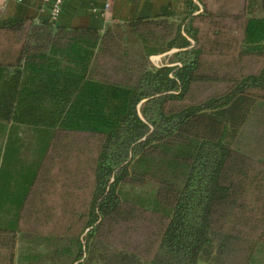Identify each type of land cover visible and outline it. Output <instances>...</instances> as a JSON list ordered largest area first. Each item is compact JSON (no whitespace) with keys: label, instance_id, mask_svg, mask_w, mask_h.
Here are the masks:
<instances>
[{"label":"trees","instance_id":"obj_1","mask_svg":"<svg viewBox=\"0 0 264 264\" xmlns=\"http://www.w3.org/2000/svg\"><path fill=\"white\" fill-rule=\"evenodd\" d=\"M197 1L202 11L191 0L178 25L137 18L102 33L48 19L0 21V247L9 264L17 236L28 233L21 225L53 228L64 212L74 222L62 223L67 238L59 234L51 253L69 264H255L258 252L264 262L253 234L264 231V183L254 188L258 214L240 203L251 162L233 146L250 106L264 100V65L239 78L205 71L197 28L206 16L233 21L241 38L225 46L238 59L264 60V0H217L216 11ZM126 35L141 41L144 60L175 50L178 65L126 62L118 48ZM98 55L117 60L121 78H96L108 71ZM215 83L228 87L186 102L194 86ZM149 183L151 197L136 194ZM77 189L89 192L81 207ZM144 214L157 229L149 252L110 241L118 224Z\"/></svg>","mask_w":264,"mask_h":264},{"label":"rangeland","instance_id":"obj_2","mask_svg":"<svg viewBox=\"0 0 264 264\" xmlns=\"http://www.w3.org/2000/svg\"><path fill=\"white\" fill-rule=\"evenodd\" d=\"M213 6H211L216 11L220 5L217 0H210ZM193 2L198 6L199 12L202 11L201 5L197 0ZM217 14V13H216ZM170 24L178 25L181 22V19L172 18V21H169ZM242 24V23H241ZM221 27L225 28V32L221 31ZM197 28L199 31V46L203 48V62L205 64L204 70L211 72V68L217 69V74L225 78H239L243 75L256 74L264 65V60L256 57L248 58H239L237 57V48L234 46H225V42H230L232 39H240V28L230 20H225L223 22L221 19L214 17L210 18L209 16L201 17V20L197 23ZM216 36V34H218ZM120 55H125L128 60L132 62L137 68L143 65H150L152 67H162L164 65L175 66L178 63H172L174 60L173 54L175 50H170L160 55H155L149 57L148 60L143 59V49L141 41L132 35H126L125 40L121 42V46L118 47ZM103 63L104 66L108 69L107 73L103 76L98 73L97 77L99 80L103 81H117L121 78V75L115 73V66L118 64L115 59H105L102 56L98 55V64ZM172 63V64H170ZM228 85L224 83H215L210 85H197L192 88L189 97H187V103H193L195 101H200L206 97L214 96L225 92ZM250 107L251 113L248 116V121L243 124L239 129V132L236 136V140L233 144L234 148L239 149L246 157L250 160L251 164L249 165L250 171L248 176V181L250 182L248 188L240 197V203L247 201L250 210H254L255 213H260V211L255 210V207L258 206L257 203V194L254 191V188L257 187V184H262L261 176L258 177L256 172L264 171V165L260 160L264 159V100L257 99ZM79 138H88L93 139L91 135L83 134L77 135ZM70 139V138H69ZM84 143V142H83ZM256 167V168H255ZM53 186H50L48 190H51ZM19 187H16L15 193L18 191ZM154 188V184H146L143 187L136 188V194L142 196L144 199L151 197L150 193ZM59 189L53 188L52 191H58ZM78 191V189L76 190ZM88 189L85 191H78L77 198L79 207L83 205L82 203L88 197ZM17 194H20L18 191ZM55 202L58 203L59 199L55 197ZM60 214H63L61 210H58ZM64 212V220H60L52 228L48 225L46 227L32 228V227H23L21 225V230L27 229L26 232L29 233V230L32 233L28 234L23 231L20 233L15 240L14 248V261L15 264H69L70 260L61 257L60 255L52 254V247L54 244H57V240L61 238L59 234H63L64 238L66 231H61L62 223L67 222L69 219L70 225L74 222L69 218V215L66 216ZM251 212L250 215L253 216L252 219L255 221L257 215H253ZM72 216V215H71ZM67 219H66V218ZM228 219H232L231 217ZM258 223L261 225L264 223L258 219ZM82 221L77 226H73L72 231L69 234L72 236L76 235L77 232L81 231ZM31 226V225H30ZM69 226V225H68ZM262 228L264 226L262 225ZM36 229L39 231L36 232ZM53 229V233L50 234V231ZM50 230V231H49ZM156 223L153 219V215L144 214L142 217H136L134 220H131L127 223L122 222L114 228V232L110 238V241L117 247H121L128 250H136L140 253H145L146 250H150L152 242L154 241V233H156ZM42 231V232H41ZM67 233V232H66ZM254 237L260 239L264 243V231L258 230L253 233ZM54 235H58L55 238ZM47 237L52 239H47ZM80 237H83L81 235ZM56 239V242L55 240ZM51 240V241H46ZM64 243V242H63ZM6 248L0 247V264H9L6 260L5 255L8 254ZM257 262L255 264H264L260 260L262 255L260 252L257 253ZM198 264H202L201 262Z\"/></svg>","mask_w":264,"mask_h":264},{"label":"crops","instance_id":"obj_3","mask_svg":"<svg viewBox=\"0 0 264 264\" xmlns=\"http://www.w3.org/2000/svg\"><path fill=\"white\" fill-rule=\"evenodd\" d=\"M191 0H64L55 22L66 28L92 29L102 33L107 25L137 18L170 16L181 19ZM193 1V0H192ZM110 4L109 10L105 9ZM47 7V8H46ZM42 0H0V21L47 19ZM46 10V11H45Z\"/></svg>","mask_w":264,"mask_h":264},{"label":"built area","instance_id":"obj_4","mask_svg":"<svg viewBox=\"0 0 264 264\" xmlns=\"http://www.w3.org/2000/svg\"><path fill=\"white\" fill-rule=\"evenodd\" d=\"M42 3L45 6H48L47 19L52 22H56L60 16L61 8L64 3V0H42ZM109 8H110V4L107 3L105 9L109 10Z\"/></svg>","mask_w":264,"mask_h":264}]
</instances>
